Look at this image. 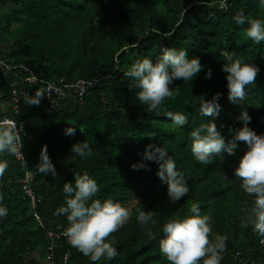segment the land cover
<instances>
[{
    "label": "trees",
    "instance_id": "trees-1",
    "mask_svg": "<svg viewBox=\"0 0 264 264\" xmlns=\"http://www.w3.org/2000/svg\"><path fill=\"white\" fill-rule=\"evenodd\" d=\"M157 1L171 6L170 22L156 17ZM7 2L19 4L15 15H26L28 26L13 35L11 50L7 54L0 51V57L24 62L51 81L63 78L66 82L78 79L97 82L81 103H60L49 111L42 110L40 103L20 105L18 119L29 135L28 139H22L24 158L40 199L32 203L23 196L17 183L20 173L12 156L5 155L9 167L0 179L3 197L0 203L9 211L0 218V264H39L32 253L37 250L44 259L50 243H54L53 264H59L65 253L70 255L68 264H83L80 259L83 255L68 241L63 238L51 242L47 233L57 224L67 225L63 215L55 214L64 204L62 185L71 182L74 174L85 171L100 186L96 198L101 201H121L131 191L140 190L138 208L160 214V224L173 217L191 215L190 204L199 202L200 214L212 209L218 221L211 222L213 231L228 237L225 249L229 253L223 255L220 264H264V245L251 227L242 223L250 198L239 188L240 178L233 172L246 146L242 141H233L229 131L241 126L238 117L243 110L251 118L248 126L257 134H264V41L252 42L244 27L231 20L241 9L246 14L264 17V6L258 0H228L224 9H218L215 0L186 3L185 0H133L129 8L120 5V0H0V8ZM75 33L78 36H73ZM169 47H185L187 58L198 57L203 65L191 83L173 80L169 88H179L180 94L163 101L165 111L187 115L188 122L179 127L181 135L169 117L162 112H148L138 104L135 97L138 89L131 88L133 81L122 73L145 56L155 62L161 49ZM82 48L87 52L83 59L78 58ZM225 49L260 68L254 83L245 87L244 98L236 102L227 99L220 60V52ZM118 50L121 51L115 56ZM208 69L212 72L210 79L205 78ZM216 92L221 94L218 114L200 115V96L209 99ZM67 119L90 144L92 153L88 158L73 156L71 145L78 142L73 135L61 136L68 127ZM203 121H213L226 143L232 141L238 145L233 155L222 149L213 154L207 165L192 157L190 131ZM153 133L155 136L149 137ZM150 142L167 147L177 169L188 177L189 193L165 207L161 205L165 198L162 195L168 197L167 185L156 176L158 164L145 161L147 168L130 167L141 161L140 154ZM42 145L47 146V154L57 170L55 178L34 172ZM227 203L234 204V214L228 212ZM239 206L244 210H238ZM226 213L228 226L224 224ZM236 216L239 222H235ZM17 218L22 221L12 223ZM160 224L153 228L156 238L149 239L135 215L130 233L116 243L120 249L116 256L119 263L148 264L157 260L158 239L162 236ZM30 235L36 236L35 241L29 239ZM95 264H116V260Z\"/></svg>",
    "mask_w": 264,
    "mask_h": 264
},
{
    "label": "clouds",
    "instance_id": "clouds-1",
    "mask_svg": "<svg viewBox=\"0 0 264 264\" xmlns=\"http://www.w3.org/2000/svg\"><path fill=\"white\" fill-rule=\"evenodd\" d=\"M264 6V0H258ZM218 9L228 7V0H215ZM237 26L244 27L245 35L254 43L264 41V17L246 14L243 9L231 16ZM246 26V27H245ZM223 63L221 70L225 74L227 99L236 102L245 96V87L251 86L260 71L258 65L246 61L230 50L220 52ZM203 65L199 58H187L185 47L162 48L155 62L147 56L137 59L124 70L123 77L131 79V88L135 92L136 101L148 112L163 113L169 117L174 126L180 127L188 122L187 115L181 112L165 111L162 107L166 98H173L180 94L177 87L169 88L172 81L180 79L183 82H192L201 71ZM211 69L205 71V78L210 79ZM220 93H214L211 98L200 96L199 114L202 116H216L220 105ZM46 96L45 90L35 91L34 95L26 94L25 105H38L40 98ZM238 119L241 126L229 129L233 141H242L246 150L239 157L234 175L240 178L239 188L250 198V207L242 220L245 226L260 238L264 245V134H257L248 126L250 116L241 110ZM68 136L75 135L76 127L69 125L64 130ZM155 134L149 135V137ZM192 157L201 164H209L213 154L223 149L229 155L234 154L238 147L236 143L225 142L224 136L217 129L213 121L202 122L190 131ZM22 145L21 135L14 120L0 122V177H3L9 167L5 155L20 156ZM73 156L81 159L88 158L92 153L90 144L84 139L71 145ZM141 161L130 165L134 170L147 168L145 161L158 164L156 176L167 185V196L171 202H176L186 196L190 189L186 174L178 170L176 161L167 147L150 142L144 146ZM34 172L57 176V170L47 154V146L42 145L38 163ZM71 182H64L62 190L64 204L55 210V214L63 215L67 221L63 235L68 243L76 248L83 256L95 264L102 260L110 261L117 255L116 241L110 234L122 227L130 217V210L121 203L111 199L101 201L96 198L100 186L88 172L73 175ZM3 197L0 196V200ZM9 209L0 203V218L8 214ZM137 222L143 227L149 239H155L153 228L160 224L152 211L138 208ZM191 215L184 218L173 217L160 224L162 236L158 239L161 255L169 264H220L226 248L228 237L216 234L210 239L212 227L207 215L200 214L199 202H192L189 208Z\"/></svg>",
    "mask_w": 264,
    "mask_h": 264
},
{
    "label": "built area",
    "instance_id": "built-area-1",
    "mask_svg": "<svg viewBox=\"0 0 264 264\" xmlns=\"http://www.w3.org/2000/svg\"><path fill=\"white\" fill-rule=\"evenodd\" d=\"M97 82L94 80L78 79L74 82H66L63 78L55 81L48 80L37 74L30 65L24 62L8 61L0 57V122L5 120H14L18 132L22 139H28L24 123L18 119L20 115V105L24 102L26 94L34 95L35 91L45 90L46 96L40 98L42 110L49 111L60 103L83 102L84 98L90 93L92 87ZM20 156H12V161L20 173L17 183L24 197H27L32 203L39 201L32 186V174L27 169V163L24 158V151L21 145ZM1 179V177H0ZM64 227L55 225L47 235L51 242L67 239L63 235ZM54 243L47 247L48 253L44 260L47 264H53L52 250ZM70 255L63 254L59 264H68Z\"/></svg>",
    "mask_w": 264,
    "mask_h": 264
},
{
    "label": "rangeland",
    "instance_id": "rangeland-1",
    "mask_svg": "<svg viewBox=\"0 0 264 264\" xmlns=\"http://www.w3.org/2000/svg\"><path fill=\"white\" fill-rule=\"evenodd\" d=\"M132 1L133 0H120V5H123L124 8H129L132 6ZM187 2V0H185V3ZM118 6V5H117ZM19 4H14L12 2H7L6 5H4L3 7L0 8V51H4L5 54H7L10 50H11V45L13 42V35L17 32H20L25 30V28L28 26V20L26 15H24L23 13L19 14L18 17L15 15V11L16 9H18ZM156 9H155V15L157 18L161 19L162 21L165 22H170L172 19L170 18V13H171V6L166 7L163 4V1L156 2ZM8 22V24H7ZM7 25V26H5ZM75 27V26H74ZM77 30H79L77 27H75ZM165 32V30H162ZM73 36H78L77 33H75V35L73 34ZM8 37L6 40L5 38ZM71 42V41H70ZM24 43V41H22L20 43V46H22ZM116 46V45H114ZM23 49V48H22ZM121 50H118L115 53V56L120 52ZM87 52L85 51V49H81L78 51V58H86ZM65 59V57H64ZM68 59V58H66ZM58 65V64H56ZM68 120V119H67ZM68 124L67 126L71 125L74 127V125L72 124V122L70 121V119L67 121ZM175 129L177 130L178 135H181V131L179 130V127H175ZM64 132V131H63ZM183 134V133H182ZM65 134H61V136H63ZM60 136V137H61ZM75 139L79 141H81V139L83 140V138L81 137V131L79 132H75V135H73ZM81 138V139H80ZM54 141V139H53ZM58 141V140H55ZM60 142L63 140H59ZM141 191L140 190H134V192H130L129 195H127L124 200L121 201H116L121 203L123 206H126L129 210H130V217L129 220L122 226L120 227L116 232L111 233L110 234V238H114L116 243H118L120 240L124 239L125 236L127 234L130 233L131 231V227L132 224L134 222L135 219V215L137 214V209L138 206L140 204V200H141ZM165 197L164 200L162 201V205L163 207L169 205L170 200L168 197ZM151 198H149L150 200ZM190 204V203H189ZM152 205V204H151ZM191 205V204H190ZM227 207H228V212L234 214V212H236L235 206L233 205H229L227 203ZM238 210L243 211L244 207L243 206H239ZM148 211V210H145ZM153 212V211H152ZM154 216L159 220V215L160 214H156L155 212H153ZM203 215H207L210 219V222L217 224L218 221L216 219H214V213L212 212V209L206 211ZM226 219L224 221V224L228 226V214L226 213ZM22 219L17 218L14 222L12 223H19L21 222ZM240 219L238 216L235 217V222H239ZM212 225V224H211ZM214 229H212V233L210 234V239H214L216 233L213 231ZM29 239L31 241H35L36 236L35 235H30ZM117 248V252L118 255L120 254V249L118 247ZM227 253H229V250H224L223 255H226ZM33 257L39 262V264H47L46 261L39 256L38 251H34L32 253ZM81 261L83 262V264H92V262L88 259V257L86 256H82ZM114 260H116V264L119 263L118 257H115ZM119 264H122L121 262ZM148 264H169V262L161 255L157 260H153Z\"/></svg>",
    "mask_w": 264,
    "mask_h": 264
}]
</instances>
